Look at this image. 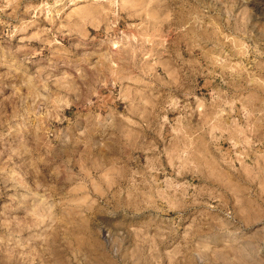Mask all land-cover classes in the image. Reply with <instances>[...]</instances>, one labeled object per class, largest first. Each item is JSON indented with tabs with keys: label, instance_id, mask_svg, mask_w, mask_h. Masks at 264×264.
Wrapping results in <instances>:
<instances>
[{
	"label": "rangeland",
	"instance_id": "374dc122",
	"mask_svg": "<svg viewBox=\"0 0 264 264\" xmlns=\"http://www.w3.org/2000/svg\"><path fill=\"white\" fill-rule=\"evenodd\" d=\"M0 264H264V0H0Z\"/></svg>",
	"mask_w": 264,
	"mask_h": 264
}]
</instances>
